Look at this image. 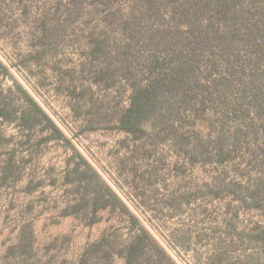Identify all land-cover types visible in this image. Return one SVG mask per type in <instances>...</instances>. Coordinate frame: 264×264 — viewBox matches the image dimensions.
I'll return each mask as SVG.
<instances>
[{
    "label": "rangeland",
    "instance_id": "obj_1",
    "mask_svg": "<svg viewBox=\"0 0 264 264\" xmlns=\"http://www.w3.org/2000/svg\"><path fill=\"white\" fill-rule=\"evenodd\" d=\"M257 6L0 0V264H264Z\"/></svg>",
    "mask_w": 264,
    "mask_h": 264
},
{
    "label": "trees",
    "instance_id": "obj_2",
    "mask_svg": "<svg viewBox=\"0 0 264 264\" xmlns=\"http://www.w3.org/2000/svg\"><path fill=\"white\" fill-rule=\"evenodd\" d=\"M236 5V4H234ZM243 6V5H241ZM257 11L249 12L248 17H244L241 20L247 21L248 19L257 18V14L260 13L262 16L264 15V0H259V6L255 8ZM259 9V10H258ZM236 10L235 6H231V8L225 9L224 14L228 12H232ZM259 12V13H257ZM246 18V19H245ZM255 21V20H254ZM257 21V19H256ZM235 24V23H234ZM223 34L226 32H230L227 28L228 25L223 24ZM253 29L251 30V33L258 31L261 28V25L259 23L255 22V24H252ZM226 30V31H225ZM231 32H234V29H232ZM223 36V35H222ZM151 100L150 93L145 88H140L134 95L133 100L129 108L125 111L124 115L121 119V125L122 128L128 132L135 131L139 128H141L142 124L148 119L149 117V102ZM255 198V197H254ZM258 204V203H257Z\"/></svg>",
    "mask_w": 264,
    "mask_h": 264
}]
</instances>
